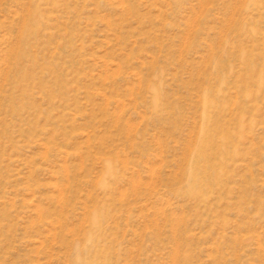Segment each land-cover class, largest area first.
Here are the masks:
<instances>
[{
  "label": "rangeland",
  "instance_id": "obj_1",
  "mask_svg": "<svg viewBox=\"0 0 264 264\" xmlns=\"http://www.w3.org/2000/svg\"><path fill=\"white\" fill-rule=\"evenodd\" d=\"M0 264H264V0H0Z\"/></svg>",
  "mask_w": 264,
  "mask_h": 264
},
{
  "label": "bare ground",
  "instance_id": "obj_2",
  "mask_svg": "<svg viewBox=\"0 0 264 264\" xmlns=\"http://www.w3.org/2000/svg\"><path fill=\"white\" fill-rule=\"evenodd\" d=\"M36 12H37V11H36ZM32 13H33V12H32ZM260 85H261V84H260ZM208 95H210V94H208ZM204 96H205V94H204ZM153 97H155V96H153ZM207 98H208V97H207ZM215 113H216V112H215ZM202 139H203L202 142H204V141H205L204 139H206V135H205V133H203ZM209 141L213 142L211 138H210ZM188 173H189V172H188Z\"/></svg>",
  "mask_w": 264,
  "mask_h": 264
}]
</instances>
